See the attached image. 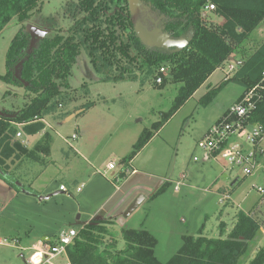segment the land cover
Wrapping results in <instances>:
<instances>
[{
    "label": "trees",
    "instance_id": "trees-1",
    "mask_svg": "<svg viewBox=\"0 0 264 264\" xmlns=\"http://www.w3.org/2000/svg\"><path fill=\"white\" fill-rule=\"evenodd\" d=\"M141 1L158 13L165 34L179 38L193 33L189 46L177 54L147 48L138 38L129 0L70 1L65 9L70 23L68 29L53 22V18L46 20L54 34L37 44L27 33L25 23L41 13L43 0H0V37L14 19L23 25L7 52V72L0 76L3 82L24 91L22 105L0 110V179L16 192L27 188L31 175L30 183L39 174L30 173L25 167L35 163L47 165V159L52 164L54 139L46 119L66 120L72 114L67 110L76 100L77 89L71 90L69 78L82 51L102 82L137 81L142 87L154 84L159 89L169 84L180 86L175 104L166 113L164 122L155 123L151 130L141 133L131 153L121 161L124 166L120 174L122 180L127 177L136 155L214 72L230 63L235 51L264 21V0ZM208 4H214L216 10L205 13ZM161 68H167L168 74L162 77V84H158ZM263 70L264 43L240 64L230 80L239 83L245 92L261 80ZM216 93L217 90H212L208 100L212 101ZM10 95L7 92L5 97ZM92 105L93 102L80 109L86 111ZM255 115V121L264 125V103ZM43 131L30 148L25 137H35ZM19 133L22 138H18ZM248 178L239 180L228 191L229 195L232 196ZM168 185L165 183L152 198L164 192ZM108 224L94 220L78 230L74 244L67 248L72 264H245L251 250L250 242L261 231L250 213L240 211L227 237H224V224L220 226L218 238L208 237L203 225L197 235L184 236L178 253L163 263L156 256L158 239L153 233L123 229L126 247L117 250V241ZM108 236L114 243L105 245ZM249 264H264V248Z\"/></svg>",
    "mask_w": 264,
    "mask_h": 264
},
{
    "label": "rangeland",
    "instance_id": "rangeland-1",
    "mask_svg": "<svg viewBox=\"0 0 264 264\" xmlns=\"http://www.w3.org/2000/svg\"><path fill=\"white\" fill-rule=\"evenodd\" d=\"M70 1L78 2L80 0H43L41 13L32 16V19L25 23L26 31L31 35L34 43L53 36L54 32L49 28L50 25L46 24V20L53 18L55 19L53 22L59 23L65 30L68 29L70 23L65 17V9ZM152 12L159 17L157 12ZM212 18L215 20L214 16ZM22 26L17 19H14L0 37V76L5 75L7 72V52L13 38ZM77 61L69 78L70 84L73 86L71 90L75 91L77 89V99L88 102L94 101L98 104L89 112L87 119L88 121H98L100 127L108 126L112 128L111 133L113 134L112 140L108 138L102 142L100 139L102 143L98 149H95L90 157H84L96 162L98 168L112 159H115L119 167L123 166L120 161L122 159L120 154L126 153L128 155L133 146L131 144L128 148V144L132 140L134 141L135 137L134 144L146 129L151 130L155 123L164 122L165 116H167L166 113L168 114L175 104L180 86L169 84L166 88L159 89L154 84L142 87L137 81L102 82L84 51L81 52ZM224 75L226 73L224 74L220 70L214 72L210 76L212 77L209 81L211 85L206 84L200 88L184 106L171 116L169 121L151 139L147 147L136 155L133 166L137 171L148 176L149 184L157 183L160 179L162 181L159 184L166 182L169 185L164 192L155 198H147L132 212L131 216L126 217L125 211L121 212L123 213L121 223L116 224L121 210L111 208L110 216L105 221L109 223L107 226L117 241V250H123L126 247L122 233L123 229L147 230L158 239L155 248L158 260L166 263L178 253L183 243V237L197 235L198 230L203 225V231L208 237L218 238L221 236L220 226L224 224L226 231L224 237H227L236 225L237 214L240 211L250 213L261 227L256 239L250 242L251 250L245 264H249L258 252L264 248V193L257 191V187L264 189V173L250 176L244 184L240 185L234 197L236 204H231L232 199L221 202L223 195L215 191V186L211 189L214 178L221 177L218 185L219 187H226L223 190L225 194L233 178L239 173L235 171L229 172L230 174L224 172L225 163L223 162L203 164L204 155L198 147V142L205 136L208 128L221 117L228 107L237 101L244 90L237 82L230 79L224 81ZM231 75L233 74L231 73ZM220 81L221 83H219ZM212 90H217V93L214 99L209 101L208 94ZM7 92H10L11 95L5 97ZM23 94L24 91L21 87L0 80V110L22 105ZM83 105L84 102H81L76 109H80ZM78 119V123L75 121L71 125H66L62 122L64 120H56L55 122L51 120L54 125L52 135L55 150L53 152L57 155L58 150L66 148L71 154V163L73 164L83 162L84 158L76 156L72 148L65 144L64 139L72 140L70 137L77 128L75 125L79 124L82 128L81 124L84 119ZM88 121L85 119V123L88 124ZM89 128L94 130L93 126H89ZM124 132H126V136H124ZM38 138L39 136L32 138L30 148L34 146ZM70 143L76 144L74 140ZM45 163L47 165L35 163V165L25 167L30 173L41 174L43 172V174L40 175L41 179L38 181L37 186L29 188L28 185L32 186L34 183H30L33 179L31 175V179L26 183L27 188L18 192L19 195L40 202V197L38 198L36 195L42 193V190L46 189L45 186L53 182L56 174L54 168L50 165L49 159ZM104 167L101 169L103 170ZM183 176L188 178L185 183L186 186L182 184L180 189L176 191L175 182L180 181ZM112 179L114 180L115 176ZM55 181L60 183L61 179ZM37 189L40 190L39 193ZM55 195L52 196L55 197ZM73 196L72 200H77L76 194ZM55 200L56 204H60L58 199ZM21 211L23 210L17 208V216H20ZM32 214L34 213H29V215ZM17 216L7 211L4 214L3 212L0 213V238H14L20 235L27 239L25 236L26 230L16 220ZM38 224V222L30 223L31 231L34 232L33 240L31 239L24 247H32V243L37 242L34 237L37 236L36 234L40 229ZM112 243H114L113 238L106 237L105 245ZM6 252L13 257L11 261L8 260L10 256ZM20 254L29 258L31 252L25 250H12L10 252L0 247V264H26Z\"/></svg>",
    "mask_w": 264,
    "mask_h": 264
},
{
    "label": "crops",
    "instance_id": "crops-1",
    "mask_svg": "<svg viewBox=\"0 0 264 264\" xmlns=\"http://www.w3.org/2000/svg\"><path fill=\"white\" fill-rule=\"evenodd\" d=\"M219 20L221 22L223 21V19H219ZM263 26H264V21L258 27V29H256L252 33L250 39L246 41L241 48L235 51V53L231 56L232 59L230 60V63H228L224 68H220L218 70H220L225 74L227 72V69H229V66L234 64L236 65L235 70L238 71L240 64H243L244 61L249 56H251L260 46L263 45L264 43ZM253 43H255V45H253ZM211 78L212 77H210L206 81V84L211 85V83L209 82L211 81ZM223 80L226 81V77ZM219 83H221V81ZM206 84H204V86ZM71 87L73 86L71 85ZM243 93L244 90L241 93L240 97L237 99V101L242 97ZM81 102H84V105L93 102V105L89 110L86 111L84 109H76L78 105L81 104ZM91 102L76 98V100L72 102V104L67 110L72 112V114L69 117H67L66 120L62 121L66 125L67 124L71 125L75 121L78 123L79 121L78 118L84 119V122L81 124L82 128H80L79 124L75 125V127L77 128L73 133V135H75L76 137L73 138L72 135L70 137V139L72 140L64 139L65 144H67L70 148H72V150L76 153V156L84 158L83 162L80 161L74 164L71 163V157H70L71 154L70 152L67 151L66 148H61L60 151L59 150L57 151V155H55L53 152V150H55L54 149L55 142H54L50 158L52 159L51 167L54 168V172H56V174L54 176L55 178L53 182L50 185L45 186L46 189L44 187L45 190H42V193L36 195L38 198L40 197L39 198L40 202H38L37 200L34 201V199H31L27 196L19 195L18 192L16 193L10 186H8L2 179H0V211L3 212V214L6 211L9 213L11 212L12 215L17 216L18 213L17 208L22 209L23 211L19 213V215L22 217L20 218V216H17L16 220H18L19 223L22 224L21 227L26 230L25 236L27 238L24 239V237L20 235L14 238L13 237L0 238V247L5 248L6 251L11 252L12 250H17V251L25 250L27 252H31L32 248L36 246V244L39 241L48 240V239L53 240L56 237H58L59 234L64 230H68L70 228H74V229L77 228L79 230L80 228L84 227L86 224H89L90 222H93L94 220L105 221L107 217L110 216V212L112 211L111 208L112 209L114 208V210H121L119 213L120 215L119 219L116 221V224L121 223L123 216V213L121 212L126 211V209L129 207V205L132 203V201L135 198H137L139 195H144L145 200L143 202H145L147 198L148 199L151 198L154 195V193L158 191V188H160L162 185L166 183V182H161L159 184V182L162 181L159 179L157 183L149 184L148 176L140 173L134 168L133 163L135 161V158L131 161V164L129 166V171L127 173V177L122 178V180L119 183H115V180H113L112 178L115 175L120 176V174L122 173V170L120 171V169L121 168L124 169V166L119 167L117 165V168L115 170H112V172L109 171L106 172V166L112 161L115 162V159L109 160L107 163H105L104 164L105 167L102 164L100 168L97 167L98 165L96 162L94 161L92 162L91 160H89L90 158L86 159V157H90L91 153L95 149H98V147L104 140H107L108 138L109 140H112V136H113V134L111 133L112 128L108 126L100 127L99 122L96 120L88 121L87 118L89 112L92 111V109H94L98 105L94 101ZM225 113L226 111L222 113L219 119H221ZM85 119L88 121V124L85 123ZM219 119L216 120L215 123L219 121ZM46 120L49 125L47 127L48 130H51L54 133L53 122H55L56 120H52L53 122L50 119H46ZM89 126H93L94 130L89 128ZM41 134L42 133H39L35 136H39L40 138L42 136ZM124 136H126V132H124ZM25 138L28 140L29 143L30 142L32 143V138L34 137L26 136ZM100 139L102 142H100ZM73 140L74 142H76L75 145L70 143V141ZM135 141H136V137L134 138V141L133 140L131 141L132 143L130 142L128 144V148L131 146V144H133L134 146ZM131 151L129 152V154L131 153ZM120 155L122 156L121 157L122 159L120 161H122L124 158L128 156L126 153ZM54 157L61 159H55ZM210 162H214V161L205 162L204 160H202L203 164H208ZM115 163L117 164V162ZM103 167L104 169L102 170L101 168ZM41 174H43V172ZM41 174H39L36 177V180L33 181L34 183L32 184L31 188L37 186L38 181L41 179L40 178ZM60 179H61L60 183L55 181ZM187 180L188 178L186 176H183L180 181H176V182L174 181V182L175 185L181 181H183L181 182L182 184H185ZM220 180H221L220 176L214 178V182L213 184H211L212 185L211 189L213 186H215L216 187L215 191L220 192L221 195H224L223 190H225L226 187L223 186L219 187L218 183ZM235 180L236 179H233V181ZM232 183L228 186V191L233 186L236 185V184L232 185ZM60 186H65L66 191H61ZM238 189L235 190V193L231 196L232 199L231 204H236L234 202V197L237 194ZM38 191L40 190L37 189V192ZM228 191H226L225 194H227ZM74 194H76L77 197V200L75 201L72 200ZM52 195H55V197ZM55 199H58V202H60V204L59 203L56 204ZM30 212H33L34 214L29 215ZM31 222L39 223L38 227L40 229L36 234L37 236L34 237L36 238L35 240H37V242L32 243L31 245L32 247H24V245L27 244L32 239V236L34 234V232L31 231L32 230L31 229L32 227H30ZM64 224L67 225L65 226ZM5 240L6 242H4ZM7 255L10 256L9 253H7ZM20 256L24 259L26 264H28L26 256L23 254H20ZM12 259L13 257L10 256L8 260L11 261Z\"/></svg>",
    "mask_w": 264,
    "mask_h": 264
},
{
    "label": "built area",
    "instance_id": "built-area-1",
    "mask_svg": "<svg viewBox=\"0 0 264 264\" xmlns=\"http://www.w3.org/2000/svg\"><path fill=\"white\" fill-rule=\"evenodd\" d=\"M215 10L214 4H208L205 13H211ZM235 69L236 65L229 66L225 75L226 80L232 78L231 73L233 74ZM159 73L161 76L157 78V83L162 84V77L167 76L168 69L161 68ZM261 76V80L252 88L245 90L242 97L226 110L223 117L213 124L198 142L205 162L225 163L224 172L235 171L239 173L233 178L238 179V181L247 176L264 173V125L255 121V114L264 103V70ZM47 126H49L48 123ZM75 137L73 135V138ZM18 138H22L20 133ZM24 143L28 144L27 141ZM116 168L117 164L112 161L106 166V172H112ZM121 170L124 171L123 168ZM114 180L115 183H119L121 178L119 175H115ZM181 182L175 185L176 191L182 186ZM60 190L66 191L65 186H60ZM257 191L264 193V189L261 187H257ZM229 199H231L229 193L224 194L221 202ZM78 235L77 228H70L62 231L53 240L39 241L32 248L27 263L72 264L68 258L67 248L74 244Z\"/></svg>",
    "mask_w": 264,
    "mask_h": 264
},
{
    "label": "water",
    "instance_id": "water-1",
    "mask_svg": "<svg viewBox=\"0 0 264 264\" xmlns=\"http://www.w3.org/2000/svg\"><path fill=\"white\" fill-rule=\"evenodd\" d=\"M131 12L133 14L136 32L138 38L148 48L161 51L163 53L177 54L182 52L189 46L193 40V33H188L186 36L174 38L169 34H165L160 26L161 18L157 17L151 8L144 4L141 0H129ZM238 179L233 181L235 185ZM22 186L23 184L18 183ZM145 200L144 195H139L135 198L129 207L126 209V217L132 215Z\"/></svg>",
    "mask_w": 264,
    "mask_h": 264
},
{
    "label": "flooded vegetation",
    "instance_id": "flooded-vegetation-1",
    "mask_svg": "<svg viewBox=\"0 0 264 264\" xmlns=\"http://www.w3.org/2000/svg\"><path fill=\"white\" fill-rule=\"evenodd\" d=\"M162 24L160 23V26H161Z\"/></svg>",
    "mask_w": 264,
    "mask_h": 264
}]
</instances>
